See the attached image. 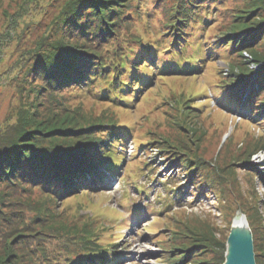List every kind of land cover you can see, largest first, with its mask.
Listing matches in <instances>:
<instances>
[{
    "label": "rangeland",
    "instance_id": "1",
    "mask_svg": "<svg viewBox=\"0 0 264 264\" xmlns=\"http://www.w3.org/2000/svg\"><path fill=\"white\" fill-rule=\"evenodd\" d=\"M66 1L0 0V144L3 138L7 139L10 127L18 123L22 110L38 120L56 119L69 113L77 118L114 122L130 131L125 138H128L126 147H121L125 151L120 154L126 158L119 172L116 175L109 172L107 167L111 159H107L94 176L95 191L86 194L88 186H81L79 197L75 196L70 203L67 196H60L58 202L53 203L56 213L64 215V212L80 210L82 217L94 219L96 223L91 230L97 232V240L103 245L118 242L114 250L118 252L114 256L118 258L117 264H167L168 257L170 260L177 256L184 259L181 264L195 261L223 264L233 222L245 215L254 245L259 249L258 254L261 253L256 264H264V116L241 115L236 108L259 112V103H254L256 108L250 110L248 101L252 91L255 102L264 98V78H261L264 77L261 74L264 63L248 64L250 73L242 67L251 60L249 53L264 54V34L258 35L252 49L241 51L237 48L238 52L229 47H239L237 39L224 35L232 29L235 14L245 15V11L251 10L255 13L258 7L260 11L256 10L255 15L260 14L264 19V0H224L225 7L219 8L204 33L218 55L205 59L204 67L196 75L155 73L153 82L129 105L98 100L97 89L87 93L67 87L60 91H44L43 95L30 91L36 84V90L43 86L38 77L26 75L35 54V51L31 54V50L40 40L57 35L58 29L53 22ZM178 1L131 0V9L138 8L143 16L129 11L122 36L126 40H130V34L145 39L160 38L170 9ZM147 13L150 18L145 16ZM254 28L264 29V22ZM70 34L72 41L79 39ZM244 37L243 33L237 37L238 41L245 40ZM163 63L158 59V68ZM150 68L140 72L151 75ZM233 68L234 73L231 72ZM229 79L233 80L232 84L220 93L217 87L225 85ZM249 84L251 89H242L227 100L221 95L224 90L237 91ZM226 102L236 109H228ZM81 122L86 125V120ZM176 156L180 159L178 162L188 166L189 174L194 172L197 178L203 177L210 185L196 188L199 185L195 180L189 185L191 179L185 175L187 172L172 162L177 160ZM0 157L1 166L3 154L0 153ZM191 158H200L201 163L195 165ZM30 163L38 170L41 160L32 158ZM60 164L67 168L80 165L78 158L62 160ZM9 171L18 173V169L9 168ZM87 179L93 182L92 177ZM174 179L177 182L170 188L179 185L178 194L171 195L175 202L172 207L161 210L158 200L160 195L164 200V183ZM13 182L17 184L8 188L5 184L0 186V194H4L6 202L0 206V264L3 259H7V264H23L19 261H24L22 257L15 260L14 256L9 258L10 253L17 249V237L27 235L26 219L35 216L34 209H40V203H47L45 195L35 185L21 180ZM84 223L82 220L78 225ZM65 239L63 234L53 242L62 243ZM161 242L169 251L162 248ZM188 245L198 248L197 257H187L184 248Z\"/></svg>",
    "mask_w": 264,
    "mask_h": 264
},
{
    "label": "trees",
    "instance_id": "2",
    "mask_svg": "<svg viewBox=\"0 0 264 264\" xmlns=\"http://www.w3.org/2000/svg\"><path fill=\"white\" fill-rule=\"evenodd\" d=\"M224 2V0H179L170 9V15L164 22L165 30L161 39H145L137 34H130V40H126L122 36V31L129 21V11L137 16L142 15L138 8L131 9V0H67L60 15L53 22L58 29L57 35L51 34L50 37L40 40L31 50V54L34 51L35 54L33 62L28 65L26 75L31 78L32 75L38 77L43 86L36 90L38 85L36 84L30 91L43 95L44 91H60L67 87H71V90L81 89L87 93L97 89L95 95L98 100L117 101L129 105L137 94L140 96L143 89L153 82L155 73L184 75L183 72H186L187 75H196L204 67L205 59L218 55L213 52L212 46L209 45L210 39L204 33L212 17L219 12V8L225 7ZM258 9L257 7L256 10L260 11ZM256 10L255 13L251 12L253 10L245 11L247 15L235 14L237 16H234L232 29L224 34H229L228 37H233V40L237 39L239 47L229 45L233 52H238L237 48L241 51L252 49L257 43L258 35L264 34L263 28L254 30L256 25L264 22L260 14L255 15ZM145 16L150 18L148 13ZM70 33L79 39L72 41ZM243 33L246 39L238 41L237 37ZM226 45L228 46L227 43ZM102 47L105 49L103 50ZM218 49L222 50L221 47ZM191 50L194 51L193 54L189 53ZM249 55L251 60L242 67L248 73L252 72L248 64L264 63V54L251 52ZM158 59L164 61V65L160 68L157 66ZM149 66L153 70L151 75L140 72ZM231 72L234 73L235 68L231 69ZM261 74L263 75L264 72ZM232 81L229 79L225 85L218 86L217 89L222 93V89L228 88ZM247 88L251 89L252 85H244L237 91L224 90V94L221 95L227 100L230 95L236 96L239 91ZM254 97L252 91L248 105L250 110H253L256 108L254 103H259L257 104L259 112L240 110L241 108L227 102L225 105L231 110L237 108L241 115L253 117L252 114H256V118L264 116V98H261L260 102H255ZM80 119L86 120V125ZM124 129L114 122L105 123L102 119L87 120L69 113L56 119L38 120L28 116L27 110L19 112L18 123L10 127L7 139L3 138L0 144V153L3 154L0 186L5 184L8 188L16 185L17 183L13 181L18 182V180L27 182L43 192L47 203L45 205L38 203L40 209H34L35 216L26 219L27 235L20 234L17 237V249L10 253L9 258L14 256V259L18 260V256L22 257L24 261H19L23 264H117L118 258L115 259L114 256L118 255V252L114 250L118 242L103 245L97 240V232L91 230L96 223L94 219L82 217L80 210L76 209L74 212L67 214L64 212V215H60L56 213L53 203L58 202L59 197L63 195L70 199L67 202L71 200L74 202V197L79 195L81 186H88L85 188L86 194L93 193L97 188L94 176L98 169L105 165L107 159H111L107 167L109 172L113 175L119 172L120 164L126 158L124 154H120L125 151V148L121 147H126L125 142L128 143V138L127 140L125 138L130 132ZM32 158L41 160L38 170L30 163ZM75 158H78L79 166L67 168L64 164H60L62 160L66 162ZM119 158L122 160L117 161ZM175 159L177 160L172 162L177 163L187 172L188 166L184 162H178L180 161L178 156ZM191 160L196 162L195 165L201 163L200 158L196 160L191 158ZM9 168L13 171L18 169L16 172L19 174L9 171ZM185 175H189L188 178L191 179L189 185L194 184L195 180L199 185L196 188L203 189L204 185H210L203 177L197 178L194 172L191 174L187 172ZM89 176L92 177L93 182L88 181ZM174 182L177 180L164 183L166 191L164 200L162 195L158 200L161 210L172 207V202H175L171 195L178 194L179 185L170 188ZM137 189L140 190L139 187ZM5 203L4 194H0V206H4ZM82 220L85 223L79 226ZM72 221L74 224H71ZM29 222L34 225L29 226ZM58 222L62 225H56ZM63 234L66 239L62 243L53 242L59 240ZM161 245L169 251L168 246L162 242ZM254 247L258 262L261 253L258 254L259 249L256 244ZM197 249L196 246L188 245L184 251L187 252V257L193 258L198 256L195 255ZM3 260L1 264H7V259ZM223 260L225 262V258ZM183 261L180 256L170 260L168 257L166 263L181 264ZM199 263L201 262L195 261L192 264Z\"/></svg>",
    "mask_w": 264,
    "mask_h": 264
},
{
    "label": "water",
    "instance_id": "3",
    "mask_svg": "<svg viewBox=\"0 0 264 264\" xmlns=\"http://www.w3.org/2000/svg\"><path fill=\"white\" fill-rule=\"evenodd\" d=\"M242 225L233 222L223 264H256L253 233L245 215Z\"/></svg>",
    "mask_w": 264,
    "mask_h": 264
},
{
    "label": "bare ground",
    "instance_id": "4",
    "mask_svg": "<svg viewBox=\"0 0 264 264\" xmlns=\"http://www.w3.org/2000/svg\"><path fill=\"white\" fill-rule=\"evenodd\" d=\"M236 223L242 225L244 223L243 219L240 217L236 219Z\"/></svg>",
    "mask_w": 264,
    "mask_h": 264
}]
</instances>
